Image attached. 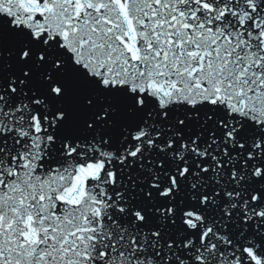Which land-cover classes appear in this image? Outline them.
I'll return each mask as SVG.
<instances>
[{
	"label": "snow or ice",
	"instance_id": "snow-or-ice-1",
	"mask_svg": "<svg viewBox=\"0 0 264 264\" xmlns=\"http://www.w3.org/2000/svg\"><path fill=\"white\" fill-rule=\"evenodd\" d=\"M0 264H264V0H0Z\"/></svg>",
	"mask_w": 264,
	"mask_h": 264
}]
</instances>
